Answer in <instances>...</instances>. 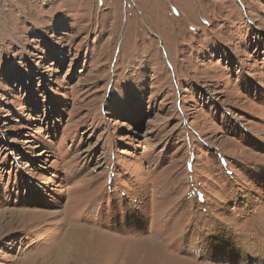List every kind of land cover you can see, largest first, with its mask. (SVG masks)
Segmentation results:
<instances>
[{
  "label": "rangeland",
  "instance_id": "374dc122",
  "mask_svg": "<svg viewBox=\"0 0 264 264\" xmlns=\"http://www.w3.org/2000/svg\"><path fill=\"white\" fill-rule=\"evenodd\" d=\"M0 264H264V0H0Z\"/></svg>",
  "mask_w": 264,
  "mask_h": 264
},
{
  "label": "bare ground",
  "instance_id": "6f19581e",
  "mask_svg": "<svg viewBox=\"0 0 264 264\" xmlns=\"http://www.w3.org/2000/svg\"><path fill=\"white\" fill-rule=\"evenodd\" d=\"M245 258V257H244ZM246 259V258H245ZM249 261V260H248Z\"/></svg>",
  "mask_w": 264,
  "mask_h": 264
}]
</instances>
